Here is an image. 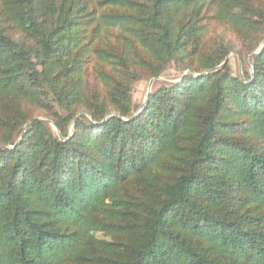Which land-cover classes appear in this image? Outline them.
I'll list each match as a JSON object with an SVG mask.
<instances>
[{"label":"trees","instance_id":"1","mask_svg":"<svg viewBox=\"0 0 264 264\" xmlns=\"http://www.w3.org/2000/svg\"><path fill=\"white\" fill-rule=\"evenodd\" d=\"M0 3V264H264V0Z\"/></svg>","mask_w":264,"mask_h":264},{"label":"rangeland","instance_id":"2","mask_svg":"<svg viewBox=\"0 0 264 264\" xmlns=\"http://www.w3.org/2000/svg\"><path fill=\"white\" fill-rule=\"evenodd\" d=\"M1 3H0V12H1ZM119 36V31L115 29L109 28L107 25H104L102 27L101 33L96 37V39L101 38L103 41L112 40L115 42L116 38ZM234 40L233 38H229ZM97 42V41H96ZM94 43V45L96 44ZM125 44V43H123ZM237 47V45H236ZM262 48V45L260 48L253 52L258 53V51ZM249 55L245 57H241L236 51H232L229 56L227 57V61L229 63V66L231 68V72L235 77H240L242 81H245V73H250L253 75V68L250 64V58L256 55ZM98 57L94 55V57H91L87 64H86V71H85V78L88 80L91 84L94 83V79L96 77L95 69H96V64ZM211 72H202V73H197L192 70H186L182 71L178 69L174 64H171L169 67L166 68V70L159 76L151 79H146V80H141L133 85V91H132V109H133V114H138L142 109L141 107L145 103L147 96H149L154 90L161 86H167V85H173L182 80V78L188 74L194 75L195 77L198 76H205ZM152 82V85H151ZM150 90V92H149ZM149 98V97H148ZM144 108V107H143ZM112 116L115 115V113L111 114ZM80 116H85L88 118L90 121V117L86 115L84 112H81L77 115V117ZM39 119H43L47 121L44 116L39 115ZM30 124V123H29ZM51 124V123H50ZM28 125V124H27ZM52 125V124H51ZM73 124L70 126V132L72 131ZM53 126V125H52ZM26 129V126H25ZM53 129L56 133L57 130L53 126ZM69 132V133H70ZM98 238L105 239L104 235L99 233L97 234Z\"/></svg>","mask_w":264,"mask_h":264},{"label":"water","instance_id":"3","mask_svg":"<svg viewBox=\"0 0 264 264\" xmlns=\"http://www.w3.org/2000/svg\"><path fill=\"white\" fill-rule=\"evenodd\" d=\"M264 48V44L262 45V48L258 51V53H254L253 55H256V54H260V52L262 51V49ZM224 65V64H223ZM222 67V66H221ZM220 67V68H221ZM220 68H218V70L220 69ZM151 85H152V82H151ZM149 92H150V90H149ZM148 97L149 96H147V99H146V101H145V103L143 104V106L141 107V109H143V107L146 105V103L148 102ZM136 115L137 114H135L134 115V117H136ZM53 125V124H52ZM29 126V124L28 125H26V128ZM54 126V125H53ZM55 127V126H54ZM55 129H56V127H55ZM57 130V129H56ZM57 132H58V130H57ZM58 135H59V137H61V135L59 134V132H58ZM62 138V137H61Z\"/></svg>","mask_w":264,"mask_h":264}]
</instances>
